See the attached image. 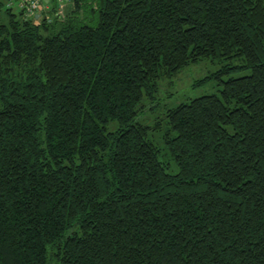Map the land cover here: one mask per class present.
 I'll return each instance as SVG.
<instances>
[{"label": "trees", "instance_id": "obj_1", "mask_svg": "<svg viewBox=\"0 0 264 264\" xmlns=\"http://www.w3.org/2000/svg\"><path fill=\"white\" fill-rule=\"evenodd\" d=\"M7 1L0 264H264V0ZM204 58L243 63L139 121Z\"/></svg>", "mask_w": 264, "mask_h": 264}, {"label": "rangeland", "instance_id": "obj_2", "mask_svg": "<svg viewBox=\"0 0 264 264\" xmlns=\"http://www.w3.org/2000/svg\"><path fill=\"white\" fill-rule=\"evenodd\" d=\"M67 1L69 0H59L61 3L59 12L63 13L64 2ZM18 2L19 0H10L9 5L15 8L18 6ZM224 62H229L232 65H241L243 60L241 58H234L230 61L204 58L188 65L171 79L163 81L158 91L159 107L155 110L144 112L139 118V121L152 125L155 122V117L160 115L166 107H173L181 102L204 94H219L222 85L213 74ZM249 72L250 70L248 68L238 67L231 69L228 74L222 75L221 79L239 77ZM154 139L159 143L157 134L154 136Z\"/></svg>", "mask_w": 264, "mask_h": 264}, {"label": "built area", "instance_id": "obj_3", "mask_svg": "<svg viewBox=\"0 0 264 264\" xmlns=\"http://www.w3.org/2000/svg\"><path fill=\"white\" fill-rule=\"evenodd\" d=\"M9 2H10V0L7 1L8 5H9ZM18 5L30 13H33V12L39 10L40 8H42L41 0H19ZM60 7H61V3L59 5V8Z\"/></svg>", "mask_w": 264, "mask_h": 264}, {"label": "crops", "instance_id": "obj_4", "mask_svg": "<svg viewBox=\"0 0 264 264\" xmlns=\"http://www.w3.org/2000/svg\"><path fill=\"white\" fill-rule=\"evenodd\" d=\"M56 5L60 4L59 0H55ZM53 3V0H42V8H40L37 12L34 13L35 18H38L39 16L46 14V11L51 8V4ZM70 2H64V8L69 7Z\"/></svg>", "mask_w": 264, "mask_h": 264}]
</instances>
